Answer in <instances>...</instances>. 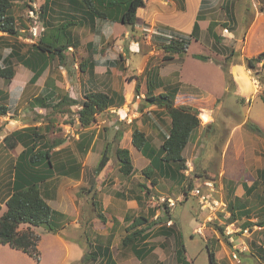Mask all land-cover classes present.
<instances>
[{
  "label": "rangeland",
  "instance_id": "rangeland-1",
  "mask_svg": "<svg viewBox=\"0 0 264 264\" xmlns=\"http://www.w3.org/2000/svg\"><path fill=\"white\" fill-rule=\"evenodd\" d=\"M44 1L45 0L15 1L13 12L17 17L20 35L10 36L0 33V53L2 56H7L6 53L10 51L9 47H15V49H20V51L26 53L25 51H27L28 48L30 49V45L38 42L39 37L44 33V28L48 26L45 25L47 17L42 16V5ZM62 1L66 8L64 4L60 5L63 3ZM147 1L152 2V4L161 3L165 6H168L166 5L167 2L171 3V0ZM235 1L241 4V6H239L240 9H238L241 12L238 14V11L236 12L234 8V20H232L229 11H227L225 7L227 0H206L203 10L208 16L209 21L214 20L218 22L216 29L219 31L221 40L214 44L210 31H208L201 40H195L190 46L189 51L206 55L208 59L202 60L194 58L192 54L188 53L189 56H187V61L182 71L179 70L182 68V59H176L177 62L175 60V62L169 64H162V50L155 49L150 43L149 36L151 32L149 29L152 28V24L149 23L148 25L147 22H143V20L140 19L135 27L123 26L122 23L111 21L98 22L96 31L91 30L88 26L75 27V31L82 37V45L80 48L76 49L72 47L66 50V59L63 62H60L59 59H55L51 63L50 70H46L42 79L35 84L29 82L33 75L32 70L14 59L16 62L15 70L17 71L16 77L14 76V78H12L13 81L9 86H7L6 83L3 85L4 80L2 78L0 79V87L5 86V89H9L10 91L9 93L7 92L10 97L9 101L6 102H8L12 108L11 111L0 116V202L3 203L6 197L11 193L10 180L13 177L15 157L23 149V145L20 143L15 147L6 146L7 144L4 142V137L18 128L36 125L45 129L44 132L47 139L52 141L58 138L65 139V142L59 145V148L53 149L54 162L59 164L66 161V150L62 153L61 150L67 148L69 153L82 163L83 167L80 178L64 176L56 172L47 184L42 187L46 200L53 208L65 213L67 219L64 220V226L60 227L56 233L50 232L43 226L33 227L40 235L38 257L12 248L8 244L0 243V264H94L98 262L89 258L87 255H90V252L94 251V245L99 246L101 243V246H105L103 244L107 242V238L101 233H104L105 226L108 225V227H111V224L117 217L113 215V213L109 214L103 209L102 196L109 194L112 190V186L106 184L107 177H115L118 173L123 175L120 170L118 172L114 162V159L115 161L116 159L118 160L115 154L118 134L120 130L124 132V130L127 129L128 134L124 137L125 140L123 141V145L131 146L132 132L136 126H140L146 133L151 131L149 121L152 120V118L148 117L147 112H145L146 106H143L145 102V93L142 92L140 97L136 96L134 85L129 82L131 79L135 81L136 75H139L143 71L149 58L151 66L160 65L161 75L164 80L167 79V83L181 81L184 90L188 93H192L197 98L198 96L204 98L208 94L215 96L213 99L217 101L213 118L214 121L218 123L216 125V135L214 136L216 148L214 150L208 148L206 140L207 130L203 129L201 132L203 140L199 142L198 145L197 142H195L194 145V142L190 141L185 156L187 158L188 175L191 179H195L197 177L196 175H200L202 180L210 178L221 188L220 181H218L220 178L219 170L220 165L225 160L222 158L221 152L225 137L229 132V121L232 123L238 122L239 119H236L238 116L233 114V112L241 111V113L244 114L246 108L249 106L248 103L245 104L241 101L239 96L235 93L236 86L232 81L228 82L224 68L227 67V70H229V61L231 58L234 60L236 56L242 54L252 55L264 48V36L262 38L251 37V41L246 47V52H244V40L242 38L246 31V27L252 20V13L250 10L252 9L256 12V9L260 8L261 5L264 6V0H254L257 8L251 2L253 0ZM259 2H261V5ZM56 7L61 10L66 9L65 16L67 17L73 15L71 13L73 6H69L66 0H59ZM246 8H250V10H245ZM190 9L193 11V7ZM72 12L74 13V11ZM237 16L239 18L240 27L238 31H235L233 28L237 27V25L236 27L234 25ZM226 27L229 28L230 33L224 35L223 30ZM48 29L49 28L46 27V31ZM204 29H207V25H204ZM50 32H56L54 35H59L61 37L60 42L65 41L66 35H64L63 32L59 34L56 25L50 28ZM203 33H206V30H204ZM126 34L128 35L126 36ZM55 42H57V40ZM88 43H93L94 46H97L98 50L94 52V46L92 47L91 44L88 45ZM216 44L221 54L223 52L224 55L230 57L228 59L229 61L224 58V55L218 56V54L214 52L215 49H213V45ZM233 50H235L236 53H232ZM122 53H125V60H120L121 63L119 67H117V70L113 68L115 71H107L109 66L105 64V61L108 59H120ZM90 55L101 60V63L95 67L93 75L90 74V70L82 72L80 69V63L85 61ZM218 57H220V59ZM258 68L260 73L255 74V71L250 70L251 74H253L255 78H258V75L264 77V67ZM48 76H52L54 80H56L55 83L58 86L59 92L58 98H61L65 94H69L76 97L78 100H82L85 94L90 90L101 89L110 91L113 87H116L120 93H125L128 99L131 101L133 100L134 104L133 102L129 104L130 107L127 110L129 115L127 116H125L126 114L124 111H121V114L114 111H104L97 116L96 122H94L89 129L96 130L97 132L100 131L101 133L98 135L97 142L95 143V151L90 150L91 152L89 151L90 154L87 157L89 152L82 155L76 146V141H78L80 132H82L78 121L77 111L80 108L78 105H73L71 107L66 105L65 107L70 108V110L67 113H61L58 109L56 111H52L49 108L39 109L38 107H32L30 104V99L40 93ZM106 81L109 82L104 86ZM262 86L261 94H264V85ZM159 90H157V92ZM6 102H0V104L6 105ZM206 103L208 102H205V104ZM199 108L205 109V113L208 114V120H210L209 111L211 109L209 110L207 104ZM134 109L137 110L134 111ZM133 111H139V114L134 115ZM128 116V120L125 119ZM142 117H144V122L138 125V120H142ZM199 117L201 125H203V123H205L203 117L205 116L203 115L202 117L199 115ZM114 121L118 123L116 126H114ZM48 122L52 123L50 130L46 127ZM110 125L111 127L113 126L112 129ZM104 133L107 134L108 141L112 142L110 146V159L113 161L106 171H101L99 175H96L94 169L98 163L103 144L106 140L103 136ZM258 134L264 136L263 133L258 132ZM203 144L205 146H203ZM234 153L235 151H233V147H231L228 151V158L232 157ZM130 155L137 168L136 170L133 169L130 175L123 176L126 179L127 177L131 179L132 176L136 174V176L133 177L134 180L131 181L133 191L140 192L142 195L143 191L145 193V191L150 190L146 183L147 175L144 172L147 167L142 168L138 166L140 163L138 157H143V153L133 146ZM230 166L231 165H229L228 169L231 168ZM259 166L260 164L235 166L238 171L236 172V177H229L233 179L240 178L239 182L245 181L251 178L252 174L255 176V173H257L256 168ZM206 174L207 176H205ZM140 180H142V182ZM131 183L128 182L127 185H131ZM219 188L218 190H220L225 197L226 190ZM112 194L115 195L114 193ZM171 194L172 198L175 200V205L173 206H169L166 200L162 201L158 196L154 198L152 196V190L144 197V201L138 202L139 204L128 205L124 203L122 209L124 213L126 212L130 215V217L125 219V222H130L132 218L140 214L150 217L151 220H155L158 219L160 215L163 217V214L166 212L165 210L168 208L174 216L171 226H177L184 235L183 241L186 247L188 260L192 261V264H211L209 249L206 242L208 237H211L213 233L216 232L214 224L218 223V225L224 226L227 218L221 215L219 219H209L207 217L208 211L206 210V212L202 213L198 199L190 193L187 199L182 198L183 201L179 198L177 199V194L175 192ZM163 198L167 199L168 197L165 196ZM249 202L250 201L245 204L246 207L250 205L256 206L257 204L256 201H253V203ZM146 203L151 204L152 208ZM164 203H167V206H165ZM2 207L3 210H5V203H3ZM126 207H128L127 211ZM153 208H159L157 211L158 216H155V218H152L153 216L150 213V209ZM100 212L105 215L104 221L99 217ZM124 213H122V215ZM236 217L242 219L241 214L236 215ZM263 218L264 214L260 215V220ZM260 220L257 221L258 226L260 225ZM163 221L166 223L167 219ZM200 222H205L206 228L204 225L201 226ZM247 223L250 222L243 223L242 220L237 221L235 230L231 235L226 233L225 227V236L229 238L232 246L227 245L224 240L225 237L220 235V238L224 240V244L228 250L224 252V254L220 253L224 255L225 261L220 260V262H224L223 264H262L252 256L251 251H255L256 254L260 255L259 248L263 247L264 249V230H255L254 226L256 224L254 225L251 223L253 225L249 224V226H247L249 227V232L246 233L244 229ZM118 227L119 226L115 224V232ZM120 227L122 230L120 229L119 232L125 231L123 226ZM172 237L173 236L167 240L168 246L166 247V252L168 253L173 252L174 238ZM160 239H163V237ZM122 241L120 240L119 246H115V249L124 247ZM210 246L212 248V245ZM213 248L217 252L220 250L216 245L213 246ZM234 252L237 253L241 260L240 262L234 258ZM175 261L173 257V262L170 264H174ZM166 264H169V262H166Z\"/></svg>",
  "mask_w": 264,
  "mask_h": 264
},
{
  "label": "trees",
  "instance_id": "trees-1",
  "mask_svg": "<svg viewBox=\"0 0 264 264\" xmlns=\"http://www.w3.org/2000/svg\"><path fill=\"white\" fill-rule=\"evenodd\" d=\"M16 0H0V31L2 34L10 36H19L20 30L17 24V17L14 10V3ZM59 0H45L42 5V16L47 17L45 25L49 28L39 37L37 43L30 45L26 53L20 49L12 48V51L7 56L0 54V78L4 79L8 84L15 76V60L33 72L29 82L34 84L37 82L43 72L51 65L55 59L63 62L66 59V50L70 48H80L82 45L81 35L75 31V27L88 26L91 30L96 31L98 22L111 21L119 22L125 26L135 27L139 21L138 11L145 6V0H72V11L74 15L63 16L58 18L49 13L53 11V6L56 7ZM70 2L69 0H66ZM206 0H204L205 3ZM63 2V1H62ZM71 3V2H70ZM69 3V4H70ZM64 3H61L62 5ZM76 4V6L74 5ZM71 5V4H70ZM65 7V4H64ZM233 18V16H231ZM205 19L204 10L201 9L194 22L193 29L190 33L175 30L173 28L162 25L157 26L159 32L151 36V45L157 50H162L163 56L161 58L162 64H169L176 60H183L188 56L189 48L193 40H199L201 37V27L199 21ZM55 22V23H53ZM51 25V26H49ZM56 25L58 33H64L65 41L60 42L61 37L54 35L56 32H50V28ZM218 25L217 21L211 20L209 22L208 30L212 33L216 42L221 40V37L215 33L214 29ZM3 36V35H2ZM54 40V41H53ZM57 40V42H55ZM59 41V42H58ZM91 44L93 47V43ZM97 45V44H96ZM88 47V46H87ZM96 52L97 46L93 47ZM232 53H236L235 50ZM194 58L207 60L208 57L201 53H193ZM230 57L226 56L228 60ZM124 61L123 54L120 59H108L105 64L109 66L107 71H115L113 68L119 67L121 60ZM229 61V60H228ZM264 61V49L258 54L247 57L245 63L248 69L255 71V74L260 73L258 64ZM101 63L97 57L90 55L85 61L80 63L82 72L90 70V74H94L95 67ZM150 58L144 66L143 71L136 75L135 81L129 80L134 85V92L136 96H141L145 93L143 106L157 105L164 107V111L171 119L170 129L167 136L159 148L154 147L148 140L146 133L137 126L132 132V144L140 150L146 157L150 159V164L144 170L145 174L150 177L154 172H157L160 177H166L173 181H180L182 190H184L186 198L191 189L197 183V177L191 179L185 174L187 170V159L184 156V150L188 143L194 140L201 126L198 108L189 105H176V95L180 89V83H167V79H163L160 71V65H150ZM227 65V64H226ZM228 68L224 71L228 82H231V75ZM254 74V75H255ZM261 84L264 85V77L257 76ZM165 88L164 91L157 93L160 88ZM58 86L52 76H48L45 85L42 87L40 93L33 97L30 101L32 107L49 108L52 111L58 109L61 113H67L70 108L65 107L69 105H78V121L82 132L76 141V146L82 155L87 154L92 146L95 144L98 135L101 133L96 130H90L97 116L104 111H108L112 106H122L125 103V96L118 93H109L101 89H94L88 91L82 100L72 98L68 94L58 98ZM120 97L117 102L116 98ZM264 100V94H261ZM9 111L7 105L0 104V116ZM50 124V125H49ZM52 123H47L46 127L50 130ZM247 125L256 132L263 133V130L255 123L248 121ZM44 128L36 125H30L17 129L4 137L6 146L15 147L18 143L23 145V149L15 157L13 166V177L10 180V194L5 199L6 208L3 210V203L0 202V243L8 244L12 248L21 250L30 255L38 257V244L40 235L33 229L36 226H43L50 232L56 233L60 227H63L67 219L65 213L53 208L42 191V187L58 172L64 176H71L74 178L81 177L82 163L69 153L67 148L62 149L61 153L66 150V161L56 164L53 160V149L63 144L65 139L58 138L53 141L47 139ZM122 133L118 134L116 142L115 154L119 160L120 172L128 176L133 172L134 165L131 160L130 152L127 148L120 146ZM110 141L106 140L103 144L102 152L95 166L94 172L99 175L101 171L107 166L110 160ZM60 153V155H61ZM199 176L200 175H196ZM207 176V174L205 175ZM150 190L145 192V195L138 198L137 201H144V197L148 195ZM247 199V198H245ZM150 208L151 204L146 203ZM167 206V203H164ZM241 204V203H239ZM234 204H229L230 209H234ZM159 208L150 209L152 216L155 215ZM158 217V219L151 220L150 217L140 214L132 218L130 226L126 229L131 231L123 239V244H129L135 237L144 239L147 237L146 227L134 230V227L149 223V225L161 224V231L165 237L173 236L175 238L176 246V260L177 264H192L186 255V247L183 241V233L176 227L164 223V219L172 220L173 215L170 209ZM234 211V210H233ZM223 213H220V216ZM99 217L104 221L105 215L100 212ZM153 218V217H152ZM236 214L232 212L229 219L226 220L225 225H218L215 223L216 231L219 235L225 237V242L232 246L229 238L225 236V227L227 224L236 220ZM151 220V221H150ZM262 223V224H261ZM250 223H247L246 227ZM260 225L264 230V218L260 220ZM23 226V227H22ZM25 226V227H24ZM219 239L212 238L207 243L209 249V256L211 264H223L216 258V252L213 246H218ZM212 245V248L211 246ZM264 249L259 248L260 259L264 264ZM108 252V251H107ZM87 255V254H86ZM93 258L92 255H87ZM110 264H116L110 259ZM229 264V263H228Z\"/></svg>",
  "mask_w": 264,
  "mask_h": 264
},
{
  "label": "crops",
  "instance_id": "crops-1",
  "mask_svg": "<svg viewBox=\"0 0 264 264\" xmlns=\"http://www.w3.org/2000/svg\"><path fill=\"white\" fill-rule=\"evenodd\" d=\"M69 1L71 3L68 2V4L70 3L71 5H73L72 0H69ZM251 2L256 7V2L254 0ZM145 3H146L145 6L139 9L138 15H139V19L143 20V22H147L148 25L149 23L152 24V28L150 27L151 29H149V31L151 32L149 36L150 43H151L152 42L151 36L154 33L159 32L157 30L158 25H162L165 27L173 28L175 30L190 33L193 29L194 22L196 21L197 16L200 13V10L204 8L206 1L204 3V0H171V3H168V2L166 3V5L168 6H165L161 3L152 4V2H149L147 0H145ZM259 4L261 5V2H259ZM74 5L76 6V4ZM239 6H241V4H239L237 1L227 0L225 7H226V10L229 11L230 18L231 16H233L234 8L236 12L238 11V14L241 12L238 10L240 9ZM191 7H193V11L190 9ZM65 10L66 9L61 10L53 6V11H49V13H52L56 17V19L58 18L59 20L61 17L65 16V12H66ZM245 10H250V8H246ZM250 11L252 13V20L250 24L246 27V31L242 36L244 40V46H243L244 52H246V47L251 41L250 39L251 37L262 38L264 36V6L261 5L260 8L256 9V12H254L252 9ZM71 13L73 14L72 11ZM204 15H205V19H202L199 21L200 27H201V32H200L201 37L199 40H201V38L205 34H207V32L209 31L208 26L211 20L209 21L208 16L206 15L205 12H204ZM231 19L234 20V17ZM204 25H207V29H204ZM234 25L235 27L237 25V27L233 28V30L238 31L240 27L238 16H237L236 21H234ZM217 26L215 27L214 31L216 34L219 35V31H217L216 29ZM204 30H206V33H203ZM0 33L2 32L0 31ZM3 35H6V34H3ZM127 35L128 34H126V36ZM212 39L214 40V44H215L216 40L214 39L213 35H212ZM194 41L195 40L192 41V44ZM213 47H214L213 49H215L214 52L218 54V56L224 55L223 52L222 54L221 52H219V48L217 47V44L213 45ZM9 48H10V51L7 52L6 55H8L12 51V47H9ZM263 49H260L256 53L252 55L250 54V55L254 56L258 54L260 51H262ZM188 53L193 54L195 52L188 51ZM122 54L124 55L125 53H122ZM250 55L242 54L240 56H236L234 60L231 58V60L229 61V64H230L229 71L231 73L232 83L235 84L236 86L235 93L239 96L241 101H243L245 104L248 103L249 106L246 108V111L244 114H242L241 111L233 112V114L238 116V118H236V119H239L238 122L232 123L229 121V124H230V127L228 129L229 132H228V135L225 137L224 145H223L222 152H221V156L225 160L220 165V170H219L220 178L218 179V181H220L221 188L226 190L225 197H224V194H222L220 190H219V194L228 202V204L231 203L236 206L233 209L234 211L228 207V212L226 214H231L232 212H234V214L236 215H239V214L242 215V219H239V217H237V219L234 220L232 223L236 224L237 221L242 220L243 223L250 222V224L253 223L254 225L255 224L257 225V221L260 220V215L264 214V167H263L264 165L263 163L264 161V136L258 134V132L256 133V131L251 129L247 125V122L251 121L257 124L264 132V100L262 99V96H261L263 84H261L257 80V78L253 76V74H251L252 70L250 71V69L247 68L246 63H245V59L247 57H251ZM218 58L220 59V57ZM224 58H226V55H224ZM176 59L178 58L176 57ZM186 61H187V57L181 63L182 68L179 69L180 71H182L183 67H185L184 65ZM173 62H175V60ZM15 67H16V62H15ZM179 67H180V64H179ZM258 67H264V61L260 62L258 64ZM50 68H51V65L46 70H50ZM17 70H18V66H17ZM45 71L43 72V74L45 73ZM43 74L39 77L37 82H39V80L42 79ZM16 75H17V71L15 72V77ZM12 81L13 79L11 80V82ZM11 82L7 84L4 80L3 85L4 83H6L7 86H9ZM108 82L109 81H106V83H104V86L107 85ZM176 82L180 83V89L175 99L176 105H189L191 107L193 106L195 108H199L200 106L204 107L207 104L209 110L211 109L209 111L210 120L205 121L204 119L205 123H203V125L200 126L197 137L192 141L194 142V145H195V142H197V145H198V143L203 140L201 132L203 131V129H206L207 130L206 140H207L208 148L210 150L212 149L214 150L216 148V144H214V136L216 135L215 133L216 125L218 124L214 121V118H213L216 101H217L216 99H213L215 96H211V94H208L204 98H201L200 96H198L197 98L192 93H188L187 91L184 90V86L181 81H176ZM176 82H173V83H176ZM164 90L165 88L162 87L157 93H160ZM104 91H107V90H104ZM7 92L9 93L10 91L9 89L6 90L5 86L0 87V102L9 101L10 95ZM107 92L109 93L116 92L118 93V95L123 94L125 96V103L122 106L120 107L112 106L108 111L109 112L114 111L118 114H121V111H124L126 114L125 116L129 115L127 112L128 108L130 107L129 104H132V102L134 104V101L133 100L131 101L130 99H128L125 93L123 92L120 93L116 87H113L110 91H107ZM69 96L72 98H76L71 95ZM119 100H120V97L118 96L116 98V101L118 102ZM205 102H208V103L205 104ZM7 104L8 102H6V105ZM7 106L9 107V111H11L12 108L10 104H8ZM38 108L43 109L44 107H38ZM135 110L137 109H134V111ZM145 110H146L145 112H147L148 114V117L152 118V120L149 121L151 131L146 133L143 129L140 128V126L139 127L137 126V127L146 133L148 140L151 142V144L154 147L159 148L163 142V139L169 133L171 119L165 112H163L165 110L164 107L152 104V105H147ZM136 114H139V111L134 112V115ZM143 115H144V112H143ZM128 118L129 116L126 117L125 119L128 120ZM143 122H144V117H142V120H138V125H140V123H143ZM117 124L118 123L114 121V126H116ZM110 128L112 129L113 126L111 127L110 125ZM18 129H21V128H18ZM120 133L123 134L120 140V146L127 148L131 154L132 147L134 146L132 144V141H131V146L123 145V141L125 140L124 137L128 134L127 129L124 130V132L120 130ZM103 136H104V139L106 138V140H108L107 134L104 133ZM189 144L190 142L188 143V145L186 146L184 150V156H185V152ZM203 146L205 145L203 144ZM231 147H233V151H235V153L233 154L232 157L228 158V151ZM56 148H59V146H57ZM95 148L96 147L94 144L91 148V151H95ZM90 152L88 153L87 157L89 156ZM142 156L143 157H138V160L140 161L138 166H141L142 168H146L150 164V159L146 157L144 154ZM131 160L134 165V170H136L137 166H135L132 157H131ZM112 161L113 160L110 159L106 168H104L105 170L103 169L102 171H106L107 168L112 163ZM114 162H115V167H117L116 169L119 172V161L117 159L115 161L114 159ZM253 164H260V166L256 168L257 173H255V176L252 174L251 178H248L247 180L245 181L243 180L241 182H239L240 178H237V179L231 178V177H236L237 175L236 172L238 171L235 168V166H241V165L251 166ZM229 165H231L230 169H228ZM188 173H189L188 169L185 170V174L187 176H189ZM134 176H136V174H134L131 179L130 177H127L126 179L124 178L123 175L118 173L115 177L113 176L107 177L106 184L111 185L112 190L109 194H105L104 196H102L103 209L106 210L107 213L109 214L113 213V215L117 217H116V220H114V222L111 224V227H108V225L105 226L104 233H101L105 235L107 238V242L103 244L105 246H101L102 244L100 243L99 246L94 245L95 246L94 251L90 250L92 251L90 252V254L93 257L92 259L98 261V262H95L94 264H110V259H112V261H115L116 264H166V262L167 263L169 262L170 264L173 262V257H174V260H176L175 238L172 237L174 238L173 252H169V253L166 252V247L168 246L167 240L170 239L171 237L167 238L162 234V232H160L161 224L149 225V223L148 224L145 223L137 227H134V230L140 229L142 227H146L145 231L147 233V237L144 239H139L140 237H137V238L135 237V239L129 242V244H124L123 248L115 249V246H119L120 240L122 241L127 236V234L133 231V229H131V231L130 230L127 231L126 229L128 226H130L132 220H130V222L128 223L125 222V219L130 217V215H128V213L126 212L124 213V210L122 209L124 206V203H127L128 205L139 204L137 199L142 197L143 194L145 195L144 191L142 192V195L140 192L133 191L131 181L134 180L133 178ZM196 179H197V183H195V185L205 179H210V178H205L202 180L199 176H197ZM140 181L142 182V180ZM128 182L131 183V185H127ZM146 183L149 189L152 190V196L154 198L156 196L160 198L165 197V196L172 198L171 196L172 192H175L177 194V199L179 198L182 200V198H186L185 192L184 190H182L179 180L176 182L166 177H160L157 172H154L150 177L147 176ZM112 193H114L115 195H113ZM128 195L132 198H130ZM245 197L247 199H245ZM248 201H250L249 203L251 202L253 203V201H256L257 204L256 206L250 205L246 207L245 204ZM127 208L128 207H126V211H127ZM203 212H206V211H202V213ZM122 213L124 214L122 215ZM157 214L158 212H155V215L153 216V218H155ZM228 219H229V216L226 220ZM115 224L118 225L119 227L123 226L125 231L119 232L121 227L120 228L118 227L119 230L117 228L115 232L114 231ZM200 225L205 226L206 224L205 222H200ZM161 237H163V239H160ZM212 238L219 239L218 248L220 250L218 252L215 251L216 258L219 261L220 260L225 261L224 255L220 254V253L224 254V252L228 251L226 245L224 244V240L220 238V235L218 234L217 231L213 233L211 237H208L207 242L211 241ZM251 254L254 258L257 259V261L259 260V262L262 263V260L260 259V255L256 254L255 251H251ZM174 264H177V260L174 262Z\"/></svg>",
  "mask_w": 264,
  "mask_h": 264
},
{
  "label": "built area",
  "instance_id": "built-area-1",
  "mask_svg": "<svg viewBox=\"0 0 264 264\" xmlns=\"http://www.w3.org/2000/svg\"><path fill=\"white\" fill-rule=\"evenodd\" d=\"M229 32V28L226 27L223 30V34L227 35ZM138 97H140L138 95ZM199 115L202 116L205 113L204 108H198ZM201 111V112H200ZM190 194L195 196L198 199V202L200 204V209L202 211H208L207 217L209 219H219L220 212L223 213V216L225 218H228L230 214H226L228 212L229 204L228 202L219 194V190L216 187V183L213 180L205 179L201 181L200 183L196 184L190 191ZM162 201H167L169 206L175 205V200L173 198L168 197L167 199L161 197ZM158 214L156 215V217ZM173 221L168 220L167 225H172ZM255 230L257 229H263V226L261 225H255ZM241 229V228H240ZM235 230V224H227L226 225V233L232 234ZM244 232H249V227H246L244 229ZM231 240H233L231 238ZM233 256L235 259H237L239 262L241 261L237 255L236 252L233 253Z\"/></svg>",
  "mask_w": 264,
  "mask_h": 264
},
{
  "label": "bare ground",
  "instance_id": "bare-ground-1",
  "mask_svg": "<svg viewBox=\"0 0 264 264\" xmlns=\"http://www.w3.org/2000/svg\"><path fill=\"white\" fill-rule=\"evenodd\" d=\"M203 115H204L205 117H203ZM203 115H202L203 119H205V121H208V114L205 113V114H203Z\"/></svg>",
  "mask_w": 264,
  "mask_h": 264
}]
</instances>
